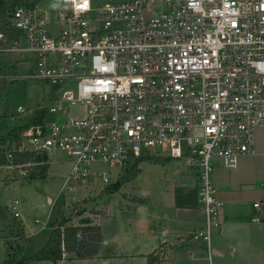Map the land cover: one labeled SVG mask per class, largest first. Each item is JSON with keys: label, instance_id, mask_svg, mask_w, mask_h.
<instances>
[{"label": "built area", "instance_id": "1", "mask_svg": "<svg viewBox=\"0 0 264 264\" xmlns=\"http://www.w3.org/2000/svg\"><path fill=\"white\" fill-rule=\"evenodd\" d=\"M81 3L59 0L54 19L37 3L13 8L6 20L19 36L10 42L0 28V55L34 54L25 77L56 90L37 108L16 106L28 119L5 157L61 152L69 165L60 192L89 178L109 185L112 169L150 153L181 160L195 172L202 214L190 239L207 245L212 264L223 206L213 166L233 169L252 155L264 123V0ZM69 106L82 115L64 116Z\"/></svg>", "mask_w": 264, "mask_h": 264}, {"label": "rangeland", "instance_id": "2", "mask_svg": "<svg viewBox=\"0 0 264 264\" xmlns=\"http://www.w3.org/2000/svg\"><path fill=\"white\" fill-rule=\"evenodd\" d=\"M92 5L103 4L113 0H90ZM59 6V0H42L37 3V8L50 19L55 18V10ZM14 55V56H13ZM5 56V64L14 68V74L5 73L8 79L1 87L0 99V136L8 129L22 125L27 119L17 116V105L25 109L39 107L48 98L56 95V90L45 80L26 78L25 75L33 73L34 54L21 52ZM81 106H69L64 116H81ZM55 120L56 116H49ZM254 153L242 155L236 160L233 169H224L220 165L213 166L211 177L229 182L234 190H240L245 195L244 204L251 206L252 202H258L259 207L253 216L259 222H264V123L254 129ZM159 152V151H158ZM163 154V152H159ZM156 153H150L138 162L140 169L138 174L130 180L131 183L121 185L114 193L104 190L100 179H86L76 185L70 192H60L62 177L68 169V161L61 152H55L46 157L49 168L44 176L25 179L24 175H30L41 164L35 161L25 165L0 166V206L6 212L12 213L11 203L16 200L15 210L23 227V243L19 257L28 259L36 250L42 247L47 239L50 225L54 221H61L71 213V221L76 223L80 218H88L91 224L98 225L105 233L112 234L116 245L120 250L121 245H131L133 235L126 234V225L122 216L133 203V194L146 193L149 199L156 198V188L161 177H173L186 172L195 173L187 168L181 160L168 159L166 162H156L152 158ZM48 166V164H46ZM92 169H106L104 164L93 163ZM110 183L118 178L117 168L111 171ZM31 176V175H30ZM166 179V178H165ZM172 185L171 180L168 181ZM126 183V182H125ZM160 183V182H159ZM163 187V183L161 184ZM122 188V190H121ZM133 188V189H132ZM132 191V192H131ZM123 193V194H122ZM126 193V194H125ZM112 194V195H111ZM132 194V195H131ZM127 208V209H126ZM78 212L79 215H76ZM253 212V210H252ZM7 221L0 217V264L8 258L15 246L19 244L18 237L14 235V229L7 227ZM9 235L11 237H9ZM3 236V237H2ZM103 238V236H101ZM9 242L10 247H7ZM103 243V241H102ZM102 248H106L103 245ZM128 257L116 256L99 263L97 258L63 260L57 264H137L135 260L128 261ZM24 264H53L50 260L27 261Z\"/></svg>", "mask_w": 264, "mask_h": 264}, {"label": "crops", "instance_id": "3", "mask_svg": "<svg viewBox=\"0 0 264 264\" xmlns=\"http://www.w3.org/2000/svg\"><path fill=\"white\" fill-rule=\"evenodd\" d=\"M46 164L48 170L49 162L46 161ZM161 178L157 183L155 199L150 200L146 193L131 194L134 196L131 198L133 203L122 216L126 234L134 236L131 245H121L118 250L112 234L100 229L104 241L102 245H106V248H101L93 257L99 263L104 260L108 263L112 257L125 256L129 258L128 261L135 260L137 264H144L145 256L164 244L165 251L153 264H210L207 245L190 239V233L202 224L195 173L186 172L171 178ZM169 180L172 185L166 188L165 183L169 184ZM212 182L216 196L223 203L221 223L210 243L212 264H264V222H259L253 216L256 212L252 205L254 202L246 206L242 198L245 195L243 191L234 190L225 180L213 178ZM128 183L131 181L123 185ZM16 203V200L11 203V210L12 214L16 213V217H19L15 210ZM66 259L79 260L63 255L53 264Z\"/></svg>", "mask_w": 264, "mask_h": 264}, {"label": "trees", "instance_id": "4", "mask_svg": "<svg viewBox=\"0 0 264 264\" xmlns=\"http://www.w3.org/2000/svg\"><path fill=\"white\" fill-rule=\"evenodd\" d=\"M42 0H0V28L4 36V42L16 40L19 36L18 30L12 28L6 20L8 13L17 6H32ZM6 60L0 55V75L9 73L14 74V68L11 65L4 64ZM5 80H0V99L1 87L5 84ZM23 127L16 126L8 129V131L0 136V166L10 165H25L35 161L41 164V167H36L30 175H24L25 179L32 177L44 176L47 171L46 157L42 154L35 156L32 152H13L10 159L5 157V151L11 149V143L18 140V133ZM17 145V143H16ZM143 157H137L131 162H128L118 173V178L114 183L106 185L104 190L108 193H114L123 183L132 180L140 171L137 167L138 162ZM156 162H166L169 158L153 157ZM78 212L76 215H79ZM71 213L61 221H54L50 225V232L42 247L36 250L28 259L19 257L21 245L23 243V227L19 220L12 213L0 206V217L7 221V227L14 229V235L18 237L19 244L15 246L13 251L8 254V258L2 264H24L27 261L35 260H50L52 263L61 259L66 255L69 259H88L95 257L102 248V237L98 225L91 224L88 218H80L76 224H72ZM9 237H11L9 235ZM7 247H10L9 242H6ZM166 245L161 244L158 248L151 251L145 256L144 264H153L157 261L161 254L165 251Z\"/></svg>", "mask_w": 264, "mask_h": 264}, {"label": "clouds", "instance_id": "5", "mask_svg": "<svg viewBox=\"0 0 264 264\" xmlns=\"http://www.w3.org/2000/svg\"><path fill=\"white\" fill-rule=\"evenodd\" d=\"M77 7H82L83 9H87L88 0H82V3L80 5H77Z\"/></svg>", "mask_w": 264, "mask_h": 264}, {"label": "water", "instance_id": "6", "mask_svg": "<svg viewBox=\"0 0 264 264\" xmlns=\"http://www.w3.org/2000/svg\"><path fill=\"white\" fill-rule=\"evenodd\" d=\"M103 243H104V241H103Z\"/></svg>", "mask_w": 264, "mask_h": 264}]
</instances>
